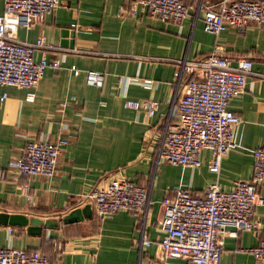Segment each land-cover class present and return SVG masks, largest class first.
<instances>
[{
  "label": "crops",
  "instance_id": "obj_1",
  "mask_svg": "<svg viewBox=\"0 0 264 264\" xmlns=\"http://www.w3.org/2000/svg\"><path fill=\"white\" fill-rule=\"evenodd\" d=\"M220 1L186 0L189 14L179 24L152 16L137 0H61L41 21L17 29L21 40L44 37L54 45L36 48V60L46 55L60 58L61 63L46 70L33 87V96L28 87L0 84V96L7 94L0 99V171L29 140L51 141L61 135L68 141L52 178L13 170L0 177V212L60 218L58 226L42 227L37 234L25 225L0 222V247L43 250L49 254V264H139L140 260L142 264H193L184 257L163 259L158 247L164 234L157 223L163 202L177 186L201 191L216 176L208 167L209 148L200 151L202 163L196 168L157 163L161 123L183 90L174 80L178 61L206 55L215 43L234 62L249 56L254 61L258 74L250 75L245 89L228 103L241 122L236 127L237 146L221 161L222 189L251 174L254 148L264 142V30L251 22L245 30L228 27L218 35L208 32L204 6ZM3 6L0 0V12ZM88 70L103 71L104 84L87 82ZM120 75L151 78L154 84L147 88L134 81L123 94L117 81ZM150 97L159 101L151 117L124 105L126 98ZM119 173L151 185L152 204L146 216L120 210L101 220L63 222L62 215L84 205L83 195ZM260 192L264 196V182ZM255 211L261 230L226 236L220 264L255 263L250 252L241 250L264 238V203ZM143 228L151 241L147 246H141ZM54 239L63 243V249L53 246Z\"/></svg>",
  "mask_w": 264,
  "mask_h": 264
},
{
  "label": "built area",
  "instance_id": "obj_2",
  "mask_svg": "<svg viewBox=\"0 0 264 264\" xmlns=\"http://www.w3.org/2000/svg\"><path fill=\"white\" fill-rule=\"evenodd\" d=\"M0 12V84L33 87L50 66L59 67L61 59H48L43 55L34 58L36 48H54L44 37L27 42L16 34L20 26H31L61 5V0H3ZM147 13L163 20L181 23L188 13L186 0H137ZM204 29L220 34L228 27L247 29L255 23L264 30V0H221L204 6ZM134 11V10H133ZM197 59L179 60L174 71L175 83L183 90L174 99L171 110L161 123V135L157 142V163L165 162L196 168L201 165L199 153L204 148L212 151L209 170L215 180L203 190L190 186H177L169 200L162 204L157 223L163 236L158 242L163 259L184 257L193 264H220L226 236L238 237L241 230H261L262 221L256 217L255 208L264 203L260 185L264 182V142L254 148L252 172L248 177L236 180L230 189L219 186L222 158L237 145V125L240 116L228 109L234 94L241 93L253 69L254 61L241 57L237 62L221 52L220 45ZM75 73L77 67H72ZM86 80L102 86L104 73L88 70ZM120 91L125 94L128 86L139 81L150 88L153 79L120 75ZM4 92L0 99L6 97ZM124 105L143 111L151 117L159 108L155 98L124 100ZM67 138L57 136L53 140H29L18 157L10 158L0 171L4 177L8 170L26 176L41 175L52 178ZM151 185H143L125 174L102 182L83 195V204L90 202L97 219L126 210L146 216L152 204ZM145 218V217H143ZM141 246L150 244L142 229ZM9 231H13L9 228ZM53 246L63 249V243L54 239ZM254 256V264H264V238L253 247L241 248ZM49 254L43 250H26L11 245L0 247V264H49ZM139 264H142L141 260Z\"/></svg>",
  "mask_w": 264,
  "mask_h": 264
},
{
  "label": "water",
  "instance_id": "obj_3",
  "mask_svg": "<svg viewBox=\"0 0 264 264\" xmlns=\"http://www.w3.org/2000/svg\"><path fill=\"white\" fill-rule=\"evenodd\" d=\"M93 208L90 202L75 207L70 212L62 215L64 223H70L71 221H79L87 218H93ZM60 218L56 216L42 217L39 215H28L25 212L14 213L3 210L0 212V222L5 224L25 225L30 233L40 232L42 227L54 228L59 225Z\"/></svg>",
  "mask_w": 264,
  "mask_h": 264
},
{
  "label": "trees",
  "instance_id": "obj_4",
  "mask_svg": "<svg viewBox=\"0 0 264 264\" xmlns=\"http://www.w3.org/2000/svg\"><path fill=\"white\" fill-rule=\"evenodd\" d=\"M96 218H97L96 215H94L93 219H96Z\"/></svg>",
  "mask_w": 264,
  "mask_h": 264
}]
</instances>
